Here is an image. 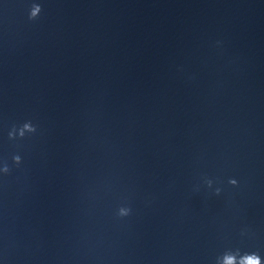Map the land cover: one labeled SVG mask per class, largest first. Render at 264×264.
Here are the masks:
<instances>
[{
	"label": "water",
	"instance_id": "obj_1",
	"mask_svg": "<svg viewBox=\"0 0 264 264\" xmlns=\"http://www.w3.org/2000/svg\"><path fill=\"white\" fill-rule=\"evenodd\" d=\"M5 161L0 264L264 257V0H0Z\"/></svg>",
	"mask_w": 264,
	"mask_h": 264
},
{
	"label": "clouds",
	"instance_id": "obj_2",
	"mask_svg": "<svg viewBox=\"0 0 264 264\" xmlns=\"http://www.w3.org/2000/svg\"><path fill=\"white\" fill-rule=\"evenodd\" d=\"M39 9L37 12L36 10ZM42 11V6L39 3H34L31 7L29 19L35 20L39 17ZM38 131V125L33 123L31 119L24 121L22 124H14L8 133V137L11 140H16L17 138L23 139L30 134H35ZM12 161L16 167H19L23 163V157L17 153L13 155ZM12 171V166L5 161L3 166L0 167V173L5 175L10 174ZM208 186L211 187L213 184L212 180L206 181ZM229 183L232 185H238L239 181L236 178H230ZM216 193L219 194L222 189L216 188ZM131 207L121 206L118 211V215L125 217L131 214ZM243 234V233H242ZM230 258L235 261V264H264V257H262L258 252H245L241 254L239 249H228L221 255L216 257V264H229Z\"/></svg>",
	"mask_w": 264,
	"mask_h": 264
}]
</instances>
